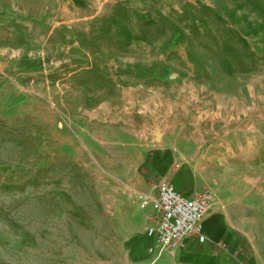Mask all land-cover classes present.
I'll list each match as a JSON object with an SVG mask.
<instances>
[{
	"label": "rangeland",
	"instance_id": "1",
	"mask_svg": "<svg viewBox=\"0 0 264 264\" xmlns=\"http://www.w3.org/2000/svg\"><path fill=\"white\" fill-rule=\"evenodd\" d=\"M15 1L22 23L16 35L8 23L7 43L23 49L8 75L24 98L0 111V264H127L144 166L164 137L204 141L264 264V0ZM186 3L221 14L256 64L232 72L188 22L172 37L163 23ZM112 15L116 36L146 16L161 29L122 51L98 34Z\"/></svg>",
	"mask_w": 264,
	"mask_h": 264
},
{
	"label": "crops",
	"instance_id": "2",
	"mask_svg": "<svg viewBox=\"0 0 264 264\" xmlns=\"http://www.w3.org/2000/svg\"><path fill=\"white\" fill-rule=\"evenodd\" d=\"M5 2L0 0V111L18 106L24 98L16 75H8V68H16L21 63L23 46L7 43L8 23H11L9 34L16 35V25L22 23L23 12L17 9L15 0L9 11ZM207 157L204 141L200 139L164 137L153 149L142 179L148 194V206L141 211L145 220L135 222L131 231L135 237L130 241L131 260L127 264H262L245 245L252 240L232 208L228 188H224L221 181L222 173L208 172ZM164 180H170L176 190L187 197L209 188L213 199L200 235L190 233L184 239V245L174 252L160 248L152 254L149 249L155 241L147 236L146 228L156 213L155 202Z\"/></svg>",
	"mask_w": 264,
	"mask_h": 264
},
{
	"label": "trees",
	"instance_id": "3",
	"mask_svg": "<svg viewBox=\"0 0 264 264\" xmlns=\"http://www.w3.org/2000/svg\"><path fill=\"white\" fill-rule=\"evenodd\" d=\"M116 7L120 9L122 8V4H117ZM177 18L178 22H173V24L170 22L163 23L164 29L168 27L174 28L172 37L178 34L180 38L188 36L182 23H190L189 29L194 35L193 39L209 38L205 39V42L210 45L213 55L218 54L216 51L218 48H222L224 52H227L228 55L224 59V63L230 66L232 72L236 71L235 62H244V60L249 59L256 64L259 60L257 54L251 50L248 40L238 30L229 26L224 17L210 6L203 3H186L181 11L177 12ZM103 19L105 20V24L101 27L98 34H106L122 51L128 49L134 41L147 40V35L154 29H161L159 28L160 23L151 16H146L142 18L138 27L132 28L127 26L119 32V36H116L113 34V27L117 23L115 20L116 15ZM128 19H130L129 16ZM219 38H222L223 41H220ZM214 44L219 45L215 47ZM250 66L252 67V65H246L241 70L249 71L255 69L250 68Z\"/></svg>",
	"mask_w": 264,
	"mask_h": 264
},
{
	"label": "built area",
	"instance_id": "4",
	"mask_svg": "<svg viewBox=\"0 0 264 264\" xmlns=\"http://www.w3.org/2000/svg\"><path fill=\"white\" fill-rule=\"evenodd\" d=\"M212 199L209 188L187 197L177 191L170 180L162 181L155 202L156 213L146 228L147 236L155 241L150 253H156L160 248L174 252L184 245V239L190 233L200 235Z\"/></svg>",
	"mask_w": 264,
	"mask_h": 264
}]
</instances>
